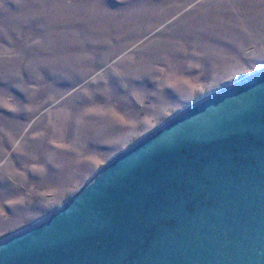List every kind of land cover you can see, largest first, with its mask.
I'll list each match as a JSON object with an SVG mask.
<instances>
[{
  "label": "rangeland",
  "instance_id": "obj_1",
  "mask_svg": "<svg viewBox=\"0 0 264 264\" xmlns=\"http://www.w3.org/2000/svg\"><path fill=\"white\" fill-rule=\"evenodd\" d=\"M262 70L264 0H0V242Z\"/></svg>",
  "mask_w": 264,
  "mask_h": 264
},
{
  "label": "water",
  "instance_id": "obj_2",
  "mask_svg": "<svg viewBox=\"0 0 264 264\" xmlns=\"http://www.w3.org/2000/svg\"><path fill=\"white\" fill-rule=\"evenodd\" d=\"M0 264H264V70L115 155Z\"/></svg>",
  "mask_w": 264,
  "mask_h": 264
}]
</instances>
